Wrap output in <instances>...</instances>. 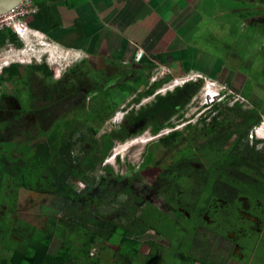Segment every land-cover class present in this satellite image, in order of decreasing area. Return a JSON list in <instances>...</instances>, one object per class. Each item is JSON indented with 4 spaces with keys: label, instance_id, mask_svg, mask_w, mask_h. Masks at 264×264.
<instances>
[{
    "label": "rangeland",
    "instance_id": "obj_1",
    "mask_svg": "<svg viewBox=\"0 0 264 264\" xmlns=\"http://www.w3.org/2000/svg\"><path fill=\"white\" fill-rule=\"evenodd\" d=\"M209 5L213 10L225 7L223 18L211 23L213 33L209 44L201 35L193 34L195 29L191 30L192 37L195 36L191 40L190 36L186 37L188 45L183 50L171 52L169 57L147 56L152 66L144 72L146 83L132 82L127 89H121L118 84L111 87L107 100L117 104V108L102 125L88 121L84 115L79 117L82 129L95 130L94 138L120 129L123 123H131L128 138L116 142L106 153L104 163L88 173L97 181L109 175L114 182L121 178L123 188L104 186L101 189L99 184L89 186L80 178L67 179L76 192L88 190L101 198L89 203L90 208L86 207V211H92L89 221L112 219L116 223L115 234L103 232L91 241L90 258L82 251L86 246L79 237L84 232L75 225L69 228L64 219L68 215L54 214L59 229L52 232L54 227H48L52 236L42 227L46 217L40 210L41 204H52L48 196L42 195L47 182H41L44 187L41 195L35 191L24 194L18 177L12 174L18 173L22 160L18 156L21 154H13L10 147L26 143L36 135L31 121H13L12 118L19 108L26 106L25 80L33 65L44 63L54 71L55 77L50 83L72 67L80 66L78 70L88 73L92 86L98 83L99 87H110L114 82L108 83L105 78L104 54L95 55L99 50L94 48L79 49L84 41L62 48L48 36L39 34L41 30L47 32L48 27L39 21L36 11L27 14L35 4L28 0L20 5L14 13V21L20 24L25 42L15 33L22 44L7 41L0 49V70L18 64L22 75L15 78L8 90L0 85L1 97L5 95L2 100L5 103L0 106V166L7 165L12 171L0 173L4 175L0 179V255L3 258L12 259L14 246L22 247V233L27 230L35 241L48 245V251L53 254L79 253L80 264H210V261L264 264V41L255 37L259 29L246 24L239 13L242 9H255V4L244 0L200 1L202 9ZM13 12L3 17L11 19ZM1 19L0 31L10 28L13 19L7 22ZM209 26L206 18L204 27ZM142 58L140 55L131 61L138 62ZM81 59L86 62L81 63ZM130 65H125L130 71H126L127 74L134 73ZM169 76L170 80L158 88L157 94H166L190 81L198 82L202 88L176 114L168 119V114L162 115L159 121L164 120L166 124L157 133L153 130L154 114L143 115L132 122L128 114L156 99L141 96L142 93ZM213 95L217 96L216 101L210 103ZM91 96L93 93L88 97ZM104 97L97 94L101 102ZM217 104L219 109H216ZM222 109L224 112L220 113ZM189 123L196 129L188 130ZM246 128L249 136L245 138L242 131ZM177 129L184 134L168 142L160 140ZM219 133L225 135L221 144H204ZM37 136L43 139L40 133ZM83 153L77 146L73 150L74 156ZM75 165L77 162L65 168L71 170ZM109 166H112V174ZM118 176L121 177L116 180ZM132 185L139 189H132ZM80 200L84 205L83 198ZM135 221L145 222L147 228V234L138 240L128 236L129 227Z\"/></svg>",
    "mask_w": 264,
    "mask_h": 264
},
{
    "label": "trees",
    "instance_id": "obj_2",
    "mask_svg": "<svg viewBox=\"0 0 264 264\" xmlns=\"http://www.w3.org/2000/svg\"><path fill=\"white\" fill-rule=\"evenodd\" d=\"M31 1L38 7L36 16L41 22L46 23L51 28L58 26L57 20L51 11L49 0ZM80 3L81 0H67V4L72 8L78 6ZM76 28L80 31L79 33L82 36H85L80 22H77ZM7 41L17 45L22 44L15 32L10 28L0 31V49L2 46H5L4 44ZM105 58L107 61L105 78L108 83L114 82V84H109L110 87H107L108 85L99 87L100 84L97 85L98 83H94L92 86L91 81L88 79V73L83 71L84 74H82L81 71L78 70L81 66L72 67L67 74L65 73L60 79H55V82L52 83H50V79L54 78L55 74L47 64L40 63L30 68L31 72L25 80V90L27 94L26 106L19 108L17 115L12 119L13 121H31L36 135L34 139H29L26 143H17L15 146L10 147V151L13 152V154H21L18 155L22 160L18 173H12L11 168L7 165H5V168L4 166H0V173H12L18 177L19 186L21 188L23 187L24 194L35 191L37 194L41 195V191L44 190V187L42 188L41 185L43 183L42 181L44 180L47 182L48 187L44 190L46 193L43 192L42 195L48 196L52 204L51 206L41 204L40 210L42 209L41 212L46 217V219L42 221V227L47 228L46 231L48 232V236H52V232L59 229L54 214L63 212L65 215H68L65 216L64 219L66 218L69 228L75 225L78 227V230L84 232V235H81L79 238L85 242L83 245L86 247L83 248L82 251L83 255L88 258L93 254L92 242L103 232L115 234L116 223L112 221V219L89 221L92 211H86V207L90 208L89 203L92 201H99L101 198L95 194L89 193L88 190L76 192L74 187L67 182V179L70 176L80 178L89 186L91 184H99L101 189L104 186H106V188L111 186L123 188L121 187V184H123L120 178L121 176H118L116 179L118 180L120 178L118 182H114V180L109 177L110 175L97 181L92 174L90 175L88 173L99 166L98 164L101 165L104 163L106 153L115 146L116 142L119 140L124 141L128 138L130 134L129 125H131V123H123L124 126L120 129L105 132L99 138H94V136L97 135L95 134V130L91 127L82 129L79 117L84 115L88 121H94L102 125L103 122L113 116L117 108V104L113 103L111 100H107V96H111V87L118 84L121 89H127L132 82H140L141 84L146 83L144 80V72L150 70L149 67L152 66L151 59L145 56L138 62L132 61V65L129 63V65L133 67L131 69L134 73L127 74V72L130 71L125 69V65L128 64L107 56H105ZM80 62L83 63L86 62V60ZM21 76L20 65L11 64L4 67L0 71V85H3L4 88L8 90L12 88L10 85L15 81V78L17 79ZM170 78L169 76L155 82L142 93L141 96H155L156 99L139 111H132L128 114L129 117L133 118L132 122L138 120L143 115L147 116L154 114L156 120H154L153 130L157 133L162 130L166 124L164 120L159 121L160 117L164 114H168V119L171 115L176 114L179 109L185 107L192 97L196 96L202 88L201 84L198 82L190 81L184 86H178L174 90L168 91L166 94H157L158 88L170 80ZM80 81L89 83H85L87 85L85 87L83 86L85 84L80 83ZM91 93H93V96L89 98L88 96ZM99 93L105 95L103 98L104 101L106 99L105 102L98 100L97 94ZM1 96L2 94L0 92V106L2 103H5L2 101L5 95L3 97ZM136 98L138 100L140 97L138 96ZM218 105L219 104L216 105V109H219ZM221 112H224V109H222L220 113ZM247 116L248 114L243 117V122H246ZM204 121H206V118ZM193 128L196 129L193 123L187 125L188 130H192ZM38 133L43 136V139L38 138ZM182 133L184 134L183 131L177 129L160 140L163 142L175 140ZM242 136L245 138L249 136V129L246 128L242 131ZM224 140L225 135L219 133L211 136L204 144L217 146ZM89 141L92 145H88ZM76 146L84 151L81 156L73 155V150ZM75 162H77V165L73 166L71 170L65 168ZM10 164L11 163H9V165ZM10 166H13V164ZM111 169L112 166H109L108 170L111 171ZM112 172L113 171L110 173L112 174ZM3 176L4 175L0 174V179L3 178ZM133 180L135 179L133 178ZM132 189L136 190L139 188L132 185ZM103 195L102 193L101 196L103 197ZM81 198H83L84 205L80 203ZM77 219L79 222L78 224ZM75 221L76 224L74 223ZM144 223L135 221L133 226L129 227L128 236L137 240L145 236V234H147V228ZM80 226L83 227L81 228ZM48 227H54V229L52 228L51 230L52 232L48 231L50 230ZM79 227L81 229H79ZM93 227L95 229H92ZM62 228L64 229V227ZM73 232L76 233L77 230ZM22 234L24 235L23 240L20 241L22 247L14 246L12 259L9 257L7 260L0 255V264H80L82 261V256H80L79 253L60 251L57 254H53L48 251V245L35 241L27 230ZM88 235H90V237L93 235L94 238H91V240L88 238ZM136 254H138V252ZM192 257L194 256L192 255ZM149 258L151 257L147 256V259ZM210 264L217 263L210 261Z\"/></svg>",
    "mask_w": 264,
    "mask_h": 264
},
{
    "label": "crops",
    "instance_id": "obj_3",
    "mask_svg": "<svg viewBox=\"0 0 264 264\" xmlns=\"http://www.w3.org/2000/svg\"><path fill=\"white\" fill-rule=\"evenodd\" d=\"M49 1L58 26L44 25L53 42L66 49L68 44L84 41L79 49L94 48L99 50L95 55L104 54L125 64L140 55L169 57L171 52L181 51L188 45L186 37L190 36L191 40L196 34L209 44L212 21L225 14L224 6L215 10L212 5L200 8L202 0H81L74 8L67 0ZM244 1L255 4V9H242L240 16L246 24L259 29L255 37L264 41V0ZM206 18L210 24L207 28L204 27ZM77 22L81 23L85 36L77 30Z\"/></svg>",
    "mask_w": 264,
    "mask_h": 264
},
{
    "label": "water",
    "instance_id": "obj_4",
    "mask_svg": "<svg viewBox=\"0 0 264 264\" xmlns=\"http://www.w3.org/2000/svg\"><path fill=\"white\" fill-rule=\"evenodd\" d=\"M28 0H0V17L16 9Z\"/></svg>",
    "mask_w": 264,
    "mask_h": 264
},
{
    "label": "built area",
    "instance_id": "obj_5",
    "mask_svg": "<svg viewBox=\"0 0 264 264\" xmlns=\"http://www.w3.org/2000/svg\"><path fill=\"white\" fill-rule=\"evenodd\" d=\"M20 7H21V6H18L16 9H14V12H13V14H12L13 17L11 18V19H13V20L11 21L10 24H12V26H14V28H15L18 32L23 33V30L20 29V27H19L20 24L14 21V13H15L16 10H18ZM31 11H36V8L34 7L33 9L29 10V11L27 12V14L30 13ZM0 18H2L1 21H4V22H7L8 20H11V19H7L6 17H0ZM207 97H208V95H207ZM216 98H217V96H214V95H213V97H211V99H210V103H214V102L216 101Z\"/></svg>",
    "mask_w": 264,
    "mask_h": 264
},
{
    "label": "clouds",
    "instance_id": "obj_6",
    "mask_svg": "<svg viewBox=\"0 0 264 264\" xmlns=\"http://www.w3.org/2000/svg\"><path fill=\"white\" fill-rule=\"evenodd\" d=\"M35 8H36V13H37L38 7H37L36 5H35ZM6 15H7V14H6ZM1 17H3V16H1ZM10 28H11V29L17 34L18 38H19L22 42H25V41L22 39V38H23L22 33L18 32V31L14 28V26H12V25L10 26ZM36 30H37V29H36ZM39 30H41V29H39ZM42 33H43V35H45L46 37L48 36L46 31H44V30L42 31V30H41V32H40L39 34H42ZM34 35H37V34H34ZM82 60H84V59H81L80 61H82ZM1 70H2V69H1ZM1 70H0V71H1ZM188 81H190V80H187L186 82H188ZM186 82H185V83H186ZM185 83H184V84H185ZM257 132H258V131H257Z\"/></svg>",
    "mask_w": 264,
    "mask_h": 264
},
{
    "label": "bare ground",
    "instance_id": "obj_7",
    "mask_svg": "<svg viewBox=\"0 0 264 264\" xmlns=\"http://www.w3.org/2000/svg\"><path fill=\"white\" fill-rule=\"evenodd\" d=\"M13 11V10H12ZM12 11H10L9 13H11ZM4 16V15H3ZM11 18V17H10Z\"/></svg>",
    "mask_w": 264,
    "mask_h": 264
}]
</instances>
